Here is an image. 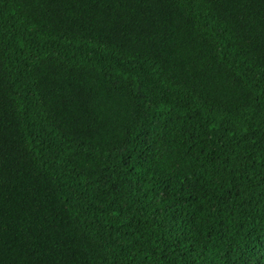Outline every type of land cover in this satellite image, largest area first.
<instances>
[{
    "label": "trees",
    "instance_id": "obj_1",
    "mask_svg": "<svg viewBox=\"0 0 264 264\" xmlns=\"http://www.w3.org/2000/svg\"><path fill=\"white\" fill-rule=\"evenodd\" d=\"M0 264H264V0H0Z\"/></svg>",
    "mask_w": 264,
    "mask_h": 264
}]
</instances>
